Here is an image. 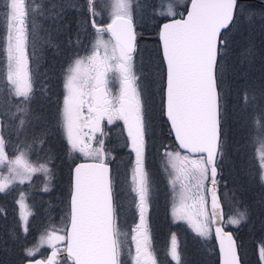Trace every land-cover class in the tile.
I'll list each match as a JSON object with an SVG mask.
<instances>
[{
	"label": "snow or ice",
	"instance_id": "6c2138e0",
	"mask_svg": "<svg viewBox=\"0 0 264 264\" xmlns=\"http://www.w3.org/2000/svg\"><path fill=\"white\" fill-rule=\"evenodd\" d=\"M96 2L85 0L80 6L62 0H40L39 3L6 0L5 56L0 64V194H8L17 181L31 182L36 173H43L47 180L41 191H50L51 149L45 163L39 162V155L36 162L30 159L34 146L43 150L51 134L50 127L44 112L33 109L31 104L36 95L34 79L40 59L37 53L45 45L58 51L59 44L46 29L44 36L39 35L42 25L36 22V17L58 24L68 7L86 11L88 19L81 24L92 28L95 40L83 49L88 55L74 53V58L62 69L64 95L56 127L63 132L69 154L79 152L92 162L78 163L71 168L66 222L46 238L53 249L52 255L46 261L36 260L35 264H60L58 242L65 245L63 250L73 264H122L127 233L117 226L115 178L109 167L114 157L104 151L105 120L108 124L117 120L124 122L135 154L128 183L130 191L138 197L134 207L138 209L139 222L132 229L134 250L129 247L127 252L132 264H164L163 258L158 262V249L152 243L145 216L150 183L144 165L150 141L156 136V116L149 85L141 82L143 77L135 70L137 20L143 18V9L150 5L146 0H103L106 7L102 10L107 11L111 22L100 27L96 24L101 18ZM174 2L168 4L166 12L151 6L152 16L166 21L155 25L164 65L160 113L165 118L168 134H174L180 149L185 150L183 154L171 152L167 150L168 145H161L162 156L168 158L174 173L169 183L179 201L173 204L171 214L174 222L186 221L201 238H208L214 231L220 238L223 264H247L243 241L238 243L224 227L246 223L249 209L241 208L235 190L229 194L226 181L225 191L220 193L221 181L217 177L223 175L224 165L230 163L225 125L229 101L235 93L237 114L249 129L245 145L252 150L249 161H256V178L264 186V77L254 78L230 63V33L241 20L250 26L259 23L264 30V0H188L190 7L186 8V16L174 10ZM105 32L109 33L107 40ZM69 43L80 46L79 33ZM247 51L250 54L251 47ZM33 64L37 67L33 68ZM113 81H118L115 92L111 86ZM39 91L46 96L48 89L45 86ZM13 100L18 102L13 104ZM17 119L13 128L8 121ZM13 134L16 143L12 141ZM93 141L98 145L95 148ZM6 147L12 151V157ZM5 168L7 175L3 174ZM164 171L168 172L169 168L165 167ZM177 181L180 182L178 193L175 192ZM221 196L228 206L227 214L223 211ZM27 201L28 196L19 192L16 203L20 206L25 233L28 218L34 214ZM34 248L35 251L24 250L28 264L39 251L38 246ZM162 256L182 264L175 233H170ZM257 259L264 264V242L258 245Z\"/></svg>",
	"mask_w": 264,
	"mask_h": 264
},
{
	"label": "rangeland",
	"instance_id": "374dc122",
	"mask_svg": "<svg viewBox=\"0 0 264 264\" xmlns=\"http://www.w3.org/2000/svg\"><path fill=\"white\" fill-rule=\"evenodd\" d=\"M37 3L40 2V0H36ZM64 3H76L80 6H83L85 3V0H62ZM146 2L150 5L148 8H144L142 11V19L137 20V37L146 36L150 32H155L157 35V27L156 24H159L162 19H156L154 16H152V7L156 6L157 10L159 11H167V6L169 3L172 2V0H146ZM252 2H255V0H252ZM188 0H175L173 4V8L175 11L179 13H183L187 7ZM6 0H0V64L4 62V44H3V34L5 30V23H4V13L6 12ZM102 7H106V5H103V0H97L95 4V8L98 12H100L99 19L96 20V24L105 26L104 23L110 21V18L108 16L107 11H103ZM69 12H72L73 16L75 14H78L77 21H78V31L80 39H81V45L77 46L75 43L70 44L69 40L71 39L73 42L76 40V34L72 33V35L69 36V38H62L58 39L55 43L62 44L64 43L65 46L63 47L62 52L60 50H55L53 48L48 47L45 45L43 49L39 50L37 55L40 56L39 64H38V75L34 79V88L36 89V95L35 97L39 98L35 99V101L31 104V107L33 109L42 110L44 114L47 117V124L51 128L50 132L51 134L48 137V141L52 137H57L58 140H61V137L63 138V141L66 143V152L65 155L62 158L64 161L68 162L70 161L71 164H73L76 160L85 158L81 153L79 152H71L69 154V147L67 145V141L64 138L62 130L58 129L56 127V119H57V112L60 107V102L63 99L64 90L62 87V77L61 72L63 68H66L69 61L74 58V53H78L79 56H86L89 53L84 51V47H90L91 44L95 40V36L93 33V30L90 26H84L81 24L82 20H87L88 15L86 11H78L76 8L68 7L65 9L64 14H68ZM63 14V16H64ZM60 20L58 24L56 22H53L51 20L43 19L39 16L36 17V22L40 25H42L41 30L39 31L40 36L45 35V29L50 31L49 27L52 25L51 31H54L55 23L56 25H62L61 27L64 29L67 25L62 24ZM58 32H61L59 27L57 29ZM231 37V43H230V63L235 66L240 72H247L250 76L260 79L261 77H264V30H261L259 23H256L255 26H250L246 21L241 20L239 22V25L236 29L230 33ZM109 38V33H104V39L107 40ZM151 39V40H150ZM158 41V40H157ZM144 46L142 49H139L137 53H139L140 61L142 64V67L138 69L135 65V70L138 75H142L143 80L146 81L149 85V92L151 93L152 98V106L155 112V125H156V136L154 137L153 141H150V146L148 148V151L146 152L145 157V169L148 173V179L150 183V195L148 200V209L145 213L147 223L151 230V237L152 236V230L154 228H163L164 230L161 231L162 234L166 237V240H157L156 243L158 244L157 247L159 251H157V259L160 261L163 258L164 264H176L175 261H172L168 257H163L162 254L164 252L165 247L169 244V236L170 233H175L177 237L178 230L183 228V231H185L184 235L188 237V233H190V241L185 239V242L182 241V243L188 244L194 242L196 247V252L199 255V257L202 259V262L200 264H211L213 259L216 258L217 260V249L216 244L214 241L213 233L208 238H201L197 236L190 225L183 220L174 222L172 214H171V208L174 203H178V196L174 195V189L172 185L169 183V180L174 173L170 169V166L168 165V158L162 156L161 145H168V151L176 152L181 151L173 137V135L168 134V128L165 123V118L161 116L160 113V101L162 96V81H161V74H162V66H161V58L159 59V43L156 42L153 38H148L147 40H143ZM258 46V47H257ZM251 47L252 51L249 54L248 49ZM257 47V48H256ZM70 48L71 50L69 52H66L65 58L63 55V52L65 49L67 50ZM53 56H49V55ZM55 54H59V57L62 59L61 61L57 60L56 64L53 66V60L55 59ZM136 54V59L137 58ZM161 57V55H160ZM54 58V59H52ZM135 59V61H136ZM151 59V62L150 60ZM249 60H251V63H249ZM60 64L59 66H57ZM136 64V63H135ZM160 65V67H159ZM33 68H36L37 65L33 64ZM52 67V72L48 71L47 68ZM159 67V68H158ZM54 79L59 78L61 82V86H55L53 85V77ZM47 77V78H46ZM52 79L48 82L49 78ZM116 83V86L118 84L117 81H114ZM242 81H236V83H241ZM47 87L48 92L47 95H43L40 93L39 89L42 87ZM112 86V85H111ZM114 88V86H112ZM118 86L113 89V91H117ZM235 93H233V101H235ZM50 100L51 103L48 105L47 100ZM41 104L38 101H41ZM17 100H13V104L17 103ZM39 103V104H38ZM236 105V104H235ZM234 106V104H233ZM235 110L234 116L231 113V106L229 104V116L232 117L231 124H234V128L232 130V143L230 142V145L232 147L230 157L228 155V159L230 163H227L223 167V175L219 176L218 180L221 181L219 188L220 193H223L225 191L224 181L227 182V189L229 190V194H231L232 190H235L236 197L238 198L240 202L241 208L244 207V202L249 204V200L253 198V201H251V206H246L249 209V215L251 212H254V207L258 206L256 209V212L259 209L264 210V186H262L259 182H254V177L257 173V167H256V161L252 160L249 161V155L251 153L250 148H246V142L245 137H248V131L249 129L245 126V123L243 120L240 119L238 116L239 109L233 107ZM14 111V108L12 109ZM161 117L164 119L161 120ZM13 128L18 123L17 120H9L8 121ZM162 123L165 125V128L162 127ZM231 128V126L229 127ZM103 132H104V151L106 153H110L112 157H114L113 160L110 161L112 165V174L115 178V185H114V201L117 202L118 207V219H117V226L120 229L121 232L127 233V236L124 237L125 240V252L122 255V264H132L131 258L127 252V249L129 247H132L134 250V245L130 242L129 238L132 233V229L135 227V224L139 222V212L138 209L134 207V203L138 202V197L135 196L134 193H132L129 189V180L131 175V168L134 165L135 161V154L132 152L130 147V142L127 139V131L126 127L124 125L123 121H114L112 124H108L107 120L103 122ZM100 134L97 133V137H99ZM7 138V137H6ZM20 139H23V136L20 137ZM52 140V139H51ZM12 141L14 143L18 142L16 136L12 135ZM49 142H47L48 144ZM98 145L93 141V147H97ZM244 146V149H243ZM244 152H241L242 149ZM45 153L43 150L40 151V148H33V151L31 153L30 159L32 162H36L37 155L40 156V163L46 162V156L48 154V148H44ZM241 150V151H240ZM6 151L8 152L9 157L13 156L12 151L8 150L6 147ZM182 152V151H181ZM183 154V152H182ZM52 155V154H51ZM242 156V159H239L240 156ZM53 159V158H52ZM238 167H244L243 171L239 172ZM48 167L52 170V179L49 184V187H51V184L55 182V173H53V168L48 164ZM168 167L169 171L165 172L164 168ZM248 168V169H247ZM253 168V172H252ZM3 174L7 175L6 168L3 170ZM225 175L228 176V179L225 178ZM243 177H248V183L247 180H243ZM40 178V182L36 184V181ZM47 183L46 177L43 173H36L32 176L31 182L26 181L24 184H20L18 181L15 184V187L8 193V194H0V197L2 198H10L11 193L16 192V195L14 197L15 199V208H16V214L17 217H15V227L18 230H21L22 233H24L23 230V222L21 221L20 215H19V205L16 203V200L19 199V192H24L27 196L29 192H36L37 195L40 194L39 190H41V186H44V184ZM255 183H259V188H256L254 185ZM247 188V189H246ZM180 189V182H176V188L175 192L178 193ZM68 189V195H69ZM260 190L262 192H260ZM238 192L242 193V195H245V198L239 199ZM43 193H45L43 191ZM263 194V195H262ZM68 195L66 196L68 199ZM160 195L162 197V201L165 203L164 205L167 206V209L169 210L167 216L164 218V220H161L160 225L155 226V221L152 219H156L158 214L157 211L154 210V207L158 206V201H160ZM242 198V197H241ZM66 199V198H65ZM65 200L63 213L64 215L62 217L60 214L56 217L55 214H49L46 212L48 211V206H45L42 209L43 220L40 221L36 226L39 228V233L36 236V238L31 240V243L26 248H32L34 251L36 250L34 246L39 247V251L35 256L38 255H45L47 251L51 248L47 243V236L57 229H60L64 226L66 222V214H67V203L68 200ZM222 203L224 206L225 214L228 213L229 209L226 204H224L223 196H221ZM60 200V199H59ZM248 200V201H247ZM62 201V200H60ZM244 201V202H243ZM27 203L30 205L29 202V196ZM155 203V204H154ZM254 203V204H253ZM59 204V203H58ZM254 205V206H253ZM60 206V204H59ZM59 206L57 205V211L59 210ZM62 209V206H60ZM153 208V210H152ZM259 208V209H258ZM167 210V211H168ZM13 211V210H12ZM33 212V208H32ZM254 212L252 216L249 217L248 221L246 223H242L239 227H236L235 225H227V227L234 230V232L237 235H240V232H242V239L244 244V250L246 253L245 259L248 260L251 256V245L254 241V233L259 234V238L261 242H264V211L262 214H260V219L257 213ZM155 213V214H154ZM132 214L134 217L130 220L129 218H124L125 215ZM234 214V213H233ZM131 218V215L129 216ZM19 219V221H18ZM34 220V215H31L28 218V222L30 220ZM259 219V220H256ZM256 220V221H255ZM13 222V219H12ZM29 224V223H28ZM260 226L261 229H259L257 226ZM130 226V228L128 227ZM174 229V230H173ZM173 231V232H172ZM4 232H0V241L2 243L4 242ZM7 233V232H6ZM182 233V231H181ZM179 233V235H181ZM11 234V233H10ZM26 234V233H25ZM58 234L63 235L64 233L59 232ZM183 234V233H182ZM11 237V235H10ZM185 238V237H184ZM182 239V238H181ZM154 244V242L152 241ZM57 244H63V243H57ZM56 244V245H57ZM258 244V245H259ZM1 245V243H0ZM42 245V246H41ZM258 245L256 248L258 249ZM190 255L194 251V248L189 249ZM179 251L181 253V259L182 264H193L195 263L194 259H192L189 256H186V254L182 251L181 247L179 246ZM24 256H26V253L24 251ZM212 260V261H211ZM60 264H70L65 257H63L60 261Z\"/></svg>",
	"mask_w": 264,
	"mask_h": 264
},
{
	"label": "trees",
	"instance_id": "16d2710c",
	"mask_svg": "<svg viewBox=\"0 0 264 264\" xmlns=\"http://www.w3.org/2000/svg\"><path fill=\"white\" fill-rule=\"evenodd\" d=\"M77 18H79L78 14H75L73 16L72 12H69L68 14L67 13L64 14L62 21H61L62 24L67 25L64 29L61 27L62 25L59 26V25H56V23H55L54 31L51 32L54 42H56L59 38L60 39L62 38V40L64 37L69 38V36L72 35V33H75L76 38H77V31H78V27H79ZM58 27H59L61 32L57 31ZM51 28H52V25L49 27L50 31H51ZM153 37H154V40L156 42H158L156 30H155V32H150L146 36L143 35V37H141V34H140V38L138 37V48H137V50L142 49V47L144 46L143 40H147L148 38H153ZM64 46H65V44L64 43L62 44V42H61V44L59 46L60 52H62ZM158 49H159V46H158ZM70 50H71L70 48H68L67 50L65 49V51L63 52L64 58H65L66 52H69ZM159 53H160V51H159ZM49 56H53L52 53ZM160 58L161 57L159 55V59ZM52 59H54V58H52ZM57 60L61 61V63H62V59L59 57V54H55V59L53 60V66H54V64H56ZM160 64L162 66V62ZM59 65L60 64H58L57 66H59ZM159 67H160V65H159ZM50 68H52V67H49L47 69L49 72L50 71L52 72V69H50ZM162 68H163V66H162ZM54 78H55V76L53 77V85L61 86L60 79L59 78L54 79ZM51 79H52V77L49 78L48 82ZM35 99L39 100L38 97L37 98L35 97L33 102L35 101ZM38 102L41 104L42 100L38 101ZM45 102H48V105L51 103V101L49 99L47 101H44V103ZM236 103H237V101H236ZM236 103H235V101H233L232 98L229 101V104L231 106V113L230 114H232L233 116L235 113V110L233 107L235 106ZM233 104H234V106H233ZM231 119H232V117L229 116V118L226 122V125H225V131H226L227 140H228V155L230 157L232 156V154H231L232 147L230 145V142L232 143V136H233L232 130L234 128V124L233 125L231 124ZM161 120L163 121L164 119L161 117ZM230 126H231V128H229ZM162 127L165 128V125L163 123H162ZM50 130H51V128H50ZM51 139H50V141H47V142H49L48 144L46 143L43 146V151L45 153V150H46V149H44L45 147L48 149H51V154H52L53 159L49 165L53 168V173H55L56 168L58 169V170H56V174H55V182H53L51 184L50 191L43 193V191L39 190L40 194H38V195L36 192L35 193L34 192L28 193L29 202L33 208V213H34L33 215H34L35 219L34 220L32 219L28 222L29 223L28 224V232L26 234H25V232L22 233L21 230H18L15 227V217H17V214H16V208L14 205L15 204L14 197L16 195V192L11 193L10 198L0 197V232L5 231L4 232V242L2 243V241H0V243H1V245H0V264H18L20 261H23L26 258V256H24L25 248L29 246V244L31 243V240L33 238L35 239L36 236L38 235L39 231H41V230H39V228L36 225L40 221L43 220L44 213H42V209L45 206H48V208H49L48 209L49 212H46V213L53 214V216L55 214L56 217L59 214L61 215L59 217H62L64 215L63 209H64L65 200L67 199L66 196L68 195V189L70 186V172H71L72 164L70 163V161L66 162L63 159H61L62 155L63 154L65 155V152H66V147H65L66 143L63 141V138L61 137V140H58L57 137L54 136ZM246 139L247 138L245 137V140ZM34 147L39 148L38 146H34ZM243 149H244V146H243ZM243 149H242V151L241 150L240 151L244 152ZM40 151H41V149H40ZM64 155H63V157H64ZM239 156H240L239 159H242V156L241 155H239ZM237 169L239 172H241V171H243L244 167H238L237 166ZM252 172H253V168H252ZM225 178L228 179V176L225 175ZM242 179L247 180V183H248V179H249L248 177L242 176ZM38 182H40V178L36 181V184ZM254 182H259L258 178H256V176L254 177ZM254 186L256 188H259L260 184L255 183ZM42 187L43 186H41V188ZM260 192H262V191L260 190ZM238 196H239V199H242V200H243V198H245V195H242V193H240V192H238ZM59 199L62 201H60ZM251 201H253V198L248 201L249 204L245 203L244 201L243 202H244L245 206H247V205L251 206ZM58 203L60 204V206H62V209L60 208ZM57 205L59 206L58 211H57ZM257 207L258 206L254 207V212H256L255 208H257ZM263 211L264 210L259 209L256 212L257 215L259 216V219H260V214H262ZM254 212H251L249 217L252 216ZM12 219H13V222H12ZM259 219H256V220H259ZM18 221H19V219H18ZM257 227L259 229H261V227L259 225ZM182 233H181L182 241L185 242V239L190 241V239H191L189 236L190 233L187 232L188 237L186 235H184L185 231L182 230ZM10 235H11V237H10ZM235 235H236L238 243H239L242 239L243 234H242V232H240V235H237L236 233H235ZM253 236H254V241L251 245V256L247 260V264H260V262L257 259V248H256V246L259 244V242L263 238H259V234L257 232L254 233ZM161 237L166 238L163 234L161 235ZM192 248H194V251L190 255L189 249H192ZM183 249H185L184 251L186 252V256H189L192 259H194L195 263H193V264H200V262H202V259L199 257V255L196 252V247H195L194 242L188 243L185 245L183 244ZM211 264H217L216 258L213 259Z\"/></svg>",
	"mask_w": 264,
	"mask_h": 264
},
{
	"label": "flooded vegetation",
	"instance_id": "af4514ba",
	"mask_svg": "<svg viewBox=\"0 0 264 264\" xmlns=\"http://www.w3.org/2000/svg\"><path fill=\"white\" fill-rule=\"evenodd\" d=\"M97 26H100V27H102L103 25H99V24H97ZM137 58L138 59H136V61H135V65H136V67L138 68V69H140L141 67H142V64H141V61H140V56H139V54L137 53ZM136 57V56H135ZM162 59V58H161ZM150 61H151V59H149ZM162 61V60H161ZM162 66L164 67V65H163V62H162ZM118 82V81H117ZM141 82H145V81H141ZM112 86H114V88L115 87H117L118 86V84H117V86H116V83L113 81V83H112ZM113 88V89H114ZM115 203L117 204V202L115 201ZM155 204V203H154ZM165 203L162 201V197H161V195H160V201H158V206L157 207H154V210L155 211H157V214H158V216H157V218L154 220V219H152L153 221H155V226H159L160 225V223H161V220H164V218L167 216V214H168V212H169V210L167 209V206H165L164 205ZM119 207V206H118ZM117 210H118V208H117ZM152 210H153V208H152ZM168 210V211H167ZM155 214V213H154ZM131 215V218L129 217ZM165 216V217H164ZM134 217V215H132V214H128V215H125V217L124 218H129L130 220L132 219ZM129 228H130V226H128ZM164 229L163 228H161V227H159V228H154V230H152V236H153V238H152V241L154 242V247H157L158 246V244L156 243V241L157 240H166V238H164V237H161V235H162V232L161 231H163ZM174 230V229H173ZM183 230V228H181V229H179L178 230V233H177V241H178V246H180L181 247V249H182V251L186 254V252L184 251L185 249H183V243H182V239H181V235H179V233L181 232ZM173 232V231H172ZM132 235V234H131ZM129 240H130V242L134 245V242L131 240V236H130V238H129ZM135 246V245H134ZM156 249H158V248H156ZM158 251H159V249H158ZM121 261H123L122 260V257H121ZM159 262V261H158Z\"/></svg>",
	"mask_w": 264,
	"mask_h": 264
},
{
	"label": "water",
	"instance_id": "95a60500",
	"mask_svg": "<svg viewBox=\"0 0 264 264\" xmlns=\"http://www.w3.org/2000/svg\"><path fill=\"white\" fill-rule=\"evenodd\" d=\"M188 7H190V4H189V3H188V5H187V8H188ZM183 14L186 16V10L184 11ZM176 18H179V16H177ZM110 22H111V21H110ZM110 22H108V23H110ZM163 22H166V21L163 20L161 23H163ZM108 23H107V24H108ZM158 41H159V39H158ZM159 45H160V41H159ZM173 137H174V134H173ZM174 139H175V137H174ZM175 142H176V144L178 145V142H177L176 140H175ZM178 147H179V145H178ZM179 148H180V147H179ZM181 150H182V149H181ZM182 151H185V150H182ZM89 162H92V160H91V159H80V160L76 161V162L73 164L72 167H74V165H75V164H78V163H89ZM109 167H110V169H111V164H110V162H109ZM220 202H221V204H222V200H221V198H220ZM222 206H223V204H222ZM223 211H224V208H223ZM224 231H225V232H231V233L233 234V236L236 238V236H235L234 232L232 231V229L224 227ZM213 236H214V240H215V242H216L217 251H218V264H223L222 253H221V251H220V238L215 234L214 231H213ZM56 249L58 250V255H57V259H58V260H60L61 257L64 255V256H65V257H66V258H67V259L73 264L71 258L67 256V253H66L64 250H59L58 247H56ZM52 251H53V249L51 248L50 250H48V252H47V254H46L45 256H36V257L30 258V259H31V264H35V261H36V260L46 261V258H47V257H50V256L52 255ZM19 264H28V260L24 259V260L21 261Z\"/></svg>",
	"mask_w": 264,
	"mask_h": 264
},
{
	"label": "bare ground",
	"instance_id": "6f19581e",
	"mask_svg": "<svg viewBox=\"0 0 264 264\" xmlns=\"http://www.w3.org/2000/svg\"><path fill=\"white\" fill-rule=\"evenodd\" d=\"M219 190H220V188H219ZM237 242H238V240H237Z\"/></svg>",
	"mask_w": 264,
	"mask_h": 264
}]
</instances>
